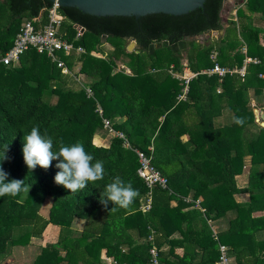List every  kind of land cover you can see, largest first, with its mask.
Returning <instances> with one entry per match:
<instances>
[{"label": "trees", "instance_id": "1", "mask_svg": "<svg viewBox=\"0 0 264 264\" xmlns=\"http://www.w3.org/2000/svg\"><path fill=\"white\" fill-rule=\"evenodd\" d=\"M52 4L0 0V58L27 21L38 18L37 27L47 23ZM226 9V0H206L204 7L186 14L137 18L60 6V35L86 49L62 58L72 73L80 63L76 72L91 78L86 85L93 96L72 78L74 73H64L33 47L17 62L0 61V160L9 180L30 186L29 193L0 197V255L44 237L55 223L58 238L42 243L31 264H151V228L163 264H216L218 240L228 245L235 264H264V125L255 114L264 108L259 100L264 95V0H245L228 14ZM76 24L85 27L82 35L77 36ZM211 30L217 33L209 35ZM104 38L113 46L105 58L95 55L104 52ZM131 38L133 50L128 49ZM246 57L260 62L247 63L244 76L204 72L216 62L242 67ZM119 61L123 67L117 70ZM186 67L195 75L181 98L186 84L175 74L182 75ZM103 117L133 147L153 155L168 188L146 185L137 172V153L122 138L113 136L108 146L94 143ZM238 118L243 124L236 123ZM33 126L53 138L54 151L61 144L83 142L103 161L104 179L71 193L54 182L59 161L47 171H30L22 148ZM247 159L249 198L240 201L237 176ZM116 176L131 181L140 195L130 208L110 213L114 205L105 207L100 198ZM47 199L43 215L40 208ZM148 202L150 208L143 210ZM222 217L228 224L217 230V239L208 220ZM76 218L83 220L81 230L73 226ZM176 228L181 235L170 237Z\"/></svg>", "mask_w": 264, "mask_h": 264}, {"label": "built area", "instance_id": "2", "mask_svg": "<svg viewBox=\"0 0 264 264\" xmlns=\"http://www.w3.org/2000/svg\"><path fill=\"white\" fill-rule=\"evenodd\" d=\"M60 5L57 0L53 1V4L48 9V21L43 26L37 27L35 21L38 18L27 21L21 31L17 34L13 45L11 48L0 58L4 64H9L15 62L19 59L20 55L24 53L29 48L33 47L40 53L47 54L48 57L54 62L57 67L61 68L64 73H72V70L68 67L67 62L62 58V54L69 55L71 52L75 51L77 53L84 54L86 49L81 45H76L73 41L62 37L60 35V28L64 20V15L59 10ZM77 36L82 35L85 32V27L76 24ZM95 55L102 56L105 58L103 52L95 53ZM216 52H213L211 57L216 60ZM254 62L258 63L260 60L258 58L246 57L244 65L242 67H226L220 65L218 62L214 64L213 67L205 69L204 72L209 74H219L224 76L227 73H239L244 76L246 73L247 63ZM126 71L130 72V69L126 67ZM177 77L183 78L185 80L184 93L180 95L181 98H185V93L188 90V83L190 79L195 75V73L187 74H175ZM79 80V79H78ZM82 87L87 92L88 96H93V91L90 86L85 83H81ZM97 110L103 116V108L98 104ZM103 127L109 130L113 136H118L123 139V144L126 148L133 149L139 158V168L137 170L139 176L145 181L146 185L152 189L153 186L158 185L162 188H168V179L164 176L160 170L152 162L153 155L139 148H135L131 145L128 137L120 130L114 129L110 120L103 117ZM149 149L152 151L153 147L150 146ZM189 199V198H188ZM150 208V202L145 204L142 209L148 210ZM214 236L218 239L217 229L213 228ZM151 241V246L149 249L150 253V263L151 264H163L160 259V250L155 244V230L151 228V233L148 237ZM219 258L216 264H235L232 257L229 254L228 245L218 240ZM109 262L111 260L108 258Z\"/></svg>", "mask_w": 264, "mask_h": 264}, {"label": "clouds", "instance_id": "3", "mask_svg": "<svg viewBox=\"0 0 264 264\" xmlns=\"http://www.w3.org/2000/svg\"><path fill=\"white\" fill-rule=\"evenodd\" d=\"M236 123L243 124V120L238 118ZM23 139L25 143L22 152L27 168L32 171L40 167L47 171L53 161H59L56 164L59 171L54 177V182L70 190L71 193L85 189L88 184L95 186L96 182L105 177L103 161L89 154L83 142H76L70 146L61 144L59 149L54 151L53 138L46 133L41 134L39 126H33ZM3 158L7 159V157ZM8 175L3 170L0 160V197L5 195L15 197L21 193H29L30 186H26L24 180H9ZM139 195V191L133 187L131 181L125 182L120 176H116L101 193L100 203L107 207L111 202L114 207L111 208L110 213H114L118 209L130 208Z\"/></svg>", "mask_w": 264, "mask_h": 264}, {"label": "water", "instance_id": "4", "mask_svg": "<svg viewBox=\"0 0 264 264\" xmlns=\"http://www.w3.org/2000/svg\"><path fill=\"white\" fill-rule=\"evenodd\" d=\"M55 1V0H51ZM60 6L77 7L85 13L106 16L121 15L141 17L153 13L172 15L186 14L196 8L204 7L206 0H57ZM213 30L210 31V33ZM136 43L134 38H131ZM129 50H133L129 48ZM259 120L258 110H255ZM264 118V110L261 111ZM264 125V122L262 123Z\"/></svg>", "mask_w": 264, "mask_h": 264}, {"label": "rangeland", "instance_id": "5", "mask_svg": "<svg viewBox=\"0 0 264 264\" xmlns=\"http://www.w3.org/2000/svg\"><path fill=\"white\" fill-rule=\"evenodd\" d=\"M243 1H245V0H238L239 4L242 3ZM231 7L232 6H230L228 3H226V8H227L225 11L226 14H228ZM214 33H217V32L213 31V32L209 33V35H213ZM127 43H128V49L129 48L134 49L136 47V43H134L132 39H128ZM101 47L103 48V51H104L103 53L105 55H107L108 52L113 48L111 43L107 42L106 38H104L103 44ZM79 67H80V63H77L75 66V70L78 71ZM122 67H123V64L121 61H119L117 64V70H119ZM76 71L73 72L74 74L73 73H70V74H73L71 76H72V78H74L77 81L79 86H82L81 83H85V84L90 83L91 78L87 77L83 73H79ZM263 99H264V97H263ZM256 109L258 110V116H259L258 122H260L262 124L264 122V118L261 116V111L264 110V108H262V109L256 108ZM108 134H110V132H108ZM249 165H250V162L247 159L244 172L237 176V182H238L239 187L241 188V191L239 193H237V195H236V197L238 199H244V198L248 197L247 185H248V178H249ZM49 205H50V199H47V201L40 208V212L43 215H47ZM52 224H55V223H52ZM52 224L50 226H52ZM75 227H76V225H75ZM50 234H51V232H49L47 230L44 237H42L40 239H32V241L29 245L16 247L13 249V252L11 254H1L0 255V264H31L41 249L40 245L42 243H45L46 241H52L53 240V238L50 237Z\"/></svg>", "mask_w": 264, "mask_h": 264}, {"label": "crops", "instance_id": "6", "mask_svg": "<svg viewBox=\"0 0 264 264\" xmlns=\"http://www.w3.org/2000/svg\"><path fill=\"white\" fill-rule=\"evenodd\" d=\"M226 3H228L230 6H232L230 8V10H233V12H236V7L238 6V3H239L238 0H226ZM15 62H17V61H15ZM191 73H193V72L188 67L184 68L183 74L189 75ZM263 97H264V95L259 97V100L262 102H264ZM108 132H109V130L105 129L104 127L99 128L96 131V134L94 137V143L97 145L108 146L111 142L112 137H113V134L112 133L108 134ZM184 138H186V136H184ZM248 198H249V193H248V197H246L244 199H238V198L237 199L240 201H245V200H248ZM195 202H196L195 207L200 208L202 211H204V208L201 207V205H200V201H195ZM176 204H177V201H171V205L175 206ZM174 223H176V222H174ZM186 223H187V220L182 222V226L185 227ZM208 223L211 225L212 229L215 228V229L219 230V229L225 228L227 226L228 220H227V218L222 217V218L215 219V220L209 219ZM74 224L76 225V227ZM52 226L54 227V229L51 231L50 237L53 238L52 241H55L58 238L60 226L57 224H52ZM73 226L76 229L81 230L83 227V220L76 218L73 221ZM180 235H181L180 230L178 228H176L174 230V232H172L170 237H172V238L173 237H179ZM33 239H40V238H33ZM178 251H181V249L178 248ZM103 257H106L108 259V257L105 255V253L103 254Z\"/></svg>", "mask_w": 264, "mask_h": 264}]
</instances>
